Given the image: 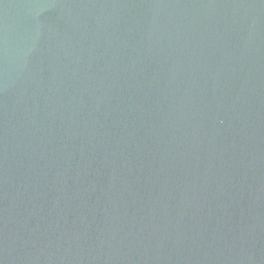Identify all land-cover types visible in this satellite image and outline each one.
Returning a JSON list of instances; mask_svg holds the SVG:
<instances>
[{
  "label": "water",
  "instance_id": "95a60500",
  "mask_svg": "<svg viewBox=\"0 0 264 264\" xmlns=\"http://www.w3.org/2000/svg\"><path fill=\"white\" fill-rule=\"evenodd\" d=\"M0 264H264V0H0Z\"/></svg>",
  "mask_w": 264,
  "mask_h": 264
}]
</instances>
